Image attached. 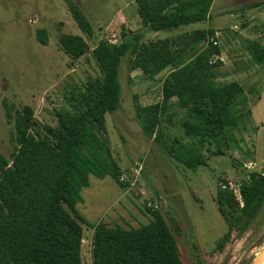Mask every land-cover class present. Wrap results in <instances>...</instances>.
Here are the masks:
<instances>
[{
    "label": "trees",
    "instance_id": "1",
    "mask_svg": "<svg viewBox=\"0 0 264 264\" xmlns=\"http://www.w3.org/2000/svg\"><path fill=\"white\" fill-rule=\"evenodd\" d=\"M214 0H136L145 31H171L210 19ZM78 28L92 35V26L78 6L71 7ZM123 31L121 44L100 41L91 50L98 75L69 93L55 110L57 123L39 122L30 106L14 113V151L0 152V264H83L82 223L94 228L93 264H184L172 227L161 211L147 208L150 220L140 227L90 224L77 210L80 192L90 177H110L120 185L121 169L113 159L106 135V115L121 105L119 68L125 57L130 69L153 80L162 72V101L138 106L139 125L148 140L161 132L164 149L176 163L195 172L207 166L206 153L224 155L229 147L227 128L250 114L243 85L221 79L223 62L212 28L144 42L145 31ZM49 44L45 29L36 34ZM61 49L73 60L90 51L79 35L62 34ZM254 61L264 63V47L249 46ZM242 105V106H241ZM241 109V110H240ZM180 135L167 132L176 126ZM240 201L230 190L219 189L216 203L227 225L219 248L233 230L245 231L264 205V174L248 173L240 181Z\"/></svg>",
    "mask_w": 264,
    "mask_h": 264
},
{
    "label": "rangeland",
    "instance_id": "2",
    "mask_svg": "<svg viewBox=\"0 0 264 264\" xmlns=\"http://www.w3.org/2000/svg\"><path fill=\"white\" fill-rule=\"evenodd\" d=\"M253 4L257 5L244 7ZM72 6H78L90 21L91 36L78 28ZM136 9V0H0V152L4 156L9 158L14 151L13 121L8 122L6 112L30 106L39 122L55 125V110L66 103L69 93L98 75L91 50L100 41L122 39L123 31L144 30ZM233 16H237L239 25L237 37L230 31ZM258 17L263 25L264 0H214L206 22L171 31L144 30L143 41L148 43L195 29H214L211 40L217 42L221 55L214 56L212 62L223 60L220 71L226 75L222 82L238 81L233 71L244 76L242 85L248 101L240 110H250V114L227 128L229 147L225 154L206 153L207 166L193 172L169 157L160 131L157 136L162 143L148 140L139 125L138 106L162 101L161 81L167 73L150 80L141 70H131L130 58L125 57L118 75L121 105L106 115L105 135L121 169L123 185L110 177H90V186L81 190L82 201L77 204L90 224L140 227L150 220L147 208H154L172 227L184 264H253L264 251V205L245 231L233 230L219 248L227 225L216 203L217 192L224 184L240 201V181L249 173L245 164H253V172L264 174V63L254 61L249 40L240 35L248 27L247 36L263 34L264 44V26L253 22ZM39 29L47 31V46L36 38ZM62 34L82 36L90 51L73 60L59 45ZM181 117L179 112L176 126L166 124L169 134H181L177 129ZM82 227V262L93 264L95 230L83 223Z\"/></svg>",
    "mask_w": 264,
    "mask_h": 264
},
{
    "label": "crops",
    "instance_id": "3",
    "mask_svg": "<svg viewBox=\"0 0 264 264\" xmlns=\"http://www.w3.org/2000/svg\"><path fill=\"white\" fill-rule=\"evenodd\" d=\"M257 5V4H256ZM255 4H253V5H248V6H245L244 5V7H247V8H251V7H253V6H256ZM236 18H237V16H233L232 17V21H230V23H231V27H230V31H232L233 32V34H232V36L233 37H237L238 35L236 34L237 33V31H238V28H239V25L237 24V20H236ZM260 17H258V18H253V19H255L253 22H254V24H257V25H259V26H264V24L262 25V23L260 22V19H259ZM259 20V21H258ZM258 21V22H257ZM253 24V23H252ZM252 25V27L253 26H255V25ZM243 26L245 25V23H243L242 24ZM245 27V26H244ZM244 30H241L240 31V35L242 36V38H244L243 40H249V43H248V48H249V46H251L254 42H257V43H259V45L261 46V47H264V44L261 42V37L263 36V34H260V33H255L253 36H247V32H248V27H245V28H243ZM250 29H252L251 28V26H250ZM195 30H202V29H195ZM194 30V31H195ZM216 33V32H215ZM166 38V37H165ZM250 51V50H249ZM223 61V60H222ZM231 72V71H230ZM228 73H229V71H228ZM232 74L235 76V77H237L238 78V81L237 80H234V81H236V82H239L241 85H242V81H243V79H244V76H242V75H239V73L238 72H235V71H233L232 72ZM237 74V75H236ZM244 86V85H243Z\"/></svg>",
    "mask_w": 264,
    "mask_h": 264
},
{
    "label": "built area",
    "instance_id": "4",
    "mask_svg": "<svg viewBox=\"0 0 264 264\" xmlns=\"http://www.w3.org/2000/svg\"><path fill=\"white\" fill-rule=\"evenodd\" d=\"M121 42H122V39H118L115 42H110V44H121ZM214 44L216 45L217 42L214 41ZM245 168H247L249 173H250V172H253L252 169L254 168V166H253V164L249 163V164H245ZM222 188H223V190H230V191H232L234 193L232 188H230V186H228L227 184L222 185ZM234 195H235V193H234Z\"/></svg>",
    "mask_w": 264,
    "mask_h": 264
},
{
    "label": "water",
    "instance_id": "5",
    "mask_svg": "<svg viewBox=\"0 0 264 264\" xmlns=\"http://www.w3.org/2000/svg\"><path fill=\"white\" fill-rule=\"evenodd\" d=\"M262 254H260L257 258H256V260L253 262V264H258L259 263V261L261 260V258H262V256H261ZM264 255V254H263Z\"/></svg>",
    "mask_w": 264,
    "mask_h": 264
},
{
    "label": "bare ground",
    "instance_id": "6",
    "mask_svg": "<svg viewBox=\"0 0 264 264\" xmlns=\"http://www.w3.org/2000/svg\"><path fill=\"white\" fill-rule=\"evenodd\" d=\"M262 255V258H261V260L259 261V263L258 264H264V251L261 253ZM257 257V256H256Z\"/></svg>",
    "mask_w": 264,
    "mask_h": 264
}]
</instances>
